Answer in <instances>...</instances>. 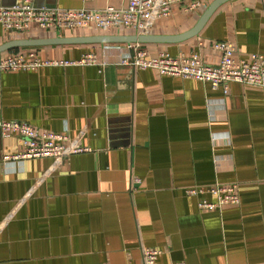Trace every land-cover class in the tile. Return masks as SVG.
I'll use <instances>...</instances> for the list:
<instances>
[{
  "label": "crops",
  "instance_id": "0c3cea01",
  "mask_svg": "<svg viewBox=\"0 0 264 264\" xmlns=\"http://www.w3.org/2000/svg\"><path fill=\"white\" fill-rule=\"evenodd\" d=\"M19 1V0H17ZM39 6L100 11L129 0H31ZM215 0L133 30L5 32L16 40L87 36H176L191 30ZM13 0H0L9 7ZM216 42H232L237 59L264 55V0H229L200 33L180 43H82L15 47L42 61L99 66L42 67L0 75V122L66 132L89 148L66 158L13 160L19 136L0 131V264H264V88L230 83L228 92L195 79L122 66L134 51L149 57L200 54L216 66ZM134 46V50L129 49ZM135 179L139 182L135 183ZM239 185L240 204L216 202L191 188Z\"/></svg>",
  "mask_w": 264,
  "mask_h": 264
},
{
  "label": "built area",
  "instance_id": "2783aa9c",
  "mask_svg": "<svg viewBox=\"0 0 264 264\" xmlns=\"http://www.w3.org/2000/svg\"><path fill=\"white\" fill-rule=\"evenodd\" d=\"M175 5L183 6V10L190 13L205 7L206 0H129L125 8L107 7L100 11L38 7L31 0H19L14 6H0V25L5 32L18 33L27 32L33 27L59 33L65 30L97 32L121 29L145 32L151 20L171 18ZM129 49L134 50V46L129 45ZM213 49L220 54V62L216 66L205 64L197 52L176 57L163 53L153 58L142 50L134 51L121 65L134 70L153 69L162 76L199 80L211 84L214 89L223 88L225 93L228 92V85L233 82L264 88L263 54L237 59V48L232 42H216ZM99 65L101 64L95 54L84 55L74 62L42 61L36 54L27 53L0 58V75L9 71H31L42 67ZM0 131L4 136L15 135L22 139L23 151L14 156L13 160L60 159L90 151L71 141L66 132H42L21 121L0 122ZM137 182L139 180L135 179V183ZM205 193L215 196L216 202L200 201V209L221 211L224 206L240 204L237 183L188 190V194L192 196ZM161 254L160 250L146 249L141 264H158Z\"/></svg>",
  "mask_w": 264,
  "mask_h": 264
},
{
  "label": "water",
  "instance_id": "95a60500",
  "mask_svg": "<svg viewBox=\"0 0 264 264\" xmlns=\"http://www.w3.org/2000/svg\"><path fill=\"white\" fill-rule=\"evenodd\" d=\"M229 0H215L203 13L197 24L189 31L176 36H152L138 34L133 36H87L73 38H52L39 40H16L8 42L0 47V53L15 47L43 46V45H61V44H82V43H180L197 36L215 10ZM17 0H13L10 6H14ZM37 5V4H36ZM38 7H44L39 6Z\"/></svg>",
  "mask_w": 264,
  "mask_h": 264
}]
</instances>
